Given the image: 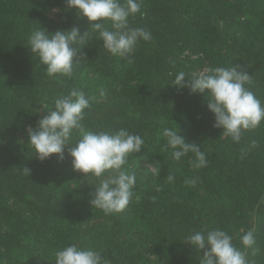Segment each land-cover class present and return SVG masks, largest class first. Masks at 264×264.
<instances>
[{
  "label": "trees",
  "instance_id": "16d2710c",
  "mask_svg": "<svg viewBox=\"0 0 264 264\" xmlns=\"http://www.w3.org/2000/svg\"><path fill=\"white\" fill-rule=\"evenodd\" d=\"M89 24L65 0H0V264H53L55 251L70 243L100 250L110 264H199L204 250L186 237L215 227L250 262L264 264V121L234 143L213 127L203 96L172 86L181 71L191 79L205 67L238 65L264 104V0H142L129 24L153 39L137 45L132 63L94 37L73 46L78 63L71 77L47 76L30 51L31 31L83 32ZM74 88L94 98L84 110L88 130L125 128L144 139L128 159L136 186L119 213L91 206L104 177L74 171L70 145L62 160L53 154L44 161L27 146L26 129ZM177 126L206 154L207 167L193 168L191 153L175 161L171 149L163 150L162 130ZM77 138L73 132L71 143ZM186 179L197 183L188 186ZM249 229L255 244L244 249L240 237Z\"/></svg>",
  "mask_w": 264,
  "mask_h": 264
},
{
  "label": "clouds",
  "instance_id": "9594fccd",
  "mask_svg": "<svg viewBox=\"0 0 264 264\" xmlns=\"http://www.w3.org/2000/svg\"><path fill=\"white\" fill-rule=\"evenodd\" d=\"M67 8L74 9L79 18H85L89 28L81 32L77 27L49 33L46 29L35 28L28 37L30 51L39 58L49 77H71L74 71V58L77 48L98 37L102 47L112 56L126 58L132 63V54L141 42L153 39L149 30L131 27L129 18L141 12L142 0H65ZM56 12V9L52 10ZM98 21V22H97ZM95 22V23H92ZM110 23L111 27L106 24ZM252 84V76L240 70L239 66L205 67L200 74L191 79L181 71L175 75L172 86L187 88L190 94L203 96L208 110L214 116V128L222 129L225 137L239 143L242 133L259 127L264 121V104L246 85ZM106 91L101 88L99 96L104 98ZM93 97L85 92L72 89L67 95L56 98L54 109L46 112L33 127L26 129L28 145L40 161L55 154L63 159L64 149L68 148L72 168L84 176L101 178L91 195L90 204L105 215L123 211L130 203L136 186V174L127 167L129 157L144 148V139L125 128L114 132L88 130L83 124L84 110L90 107ZM78 136L71 143L72 134ZM166 139L163 150L171 149L172 159L180 161L189 153L195 169L208 165L206 154L200 146L189 143L177 127L162 130ZM255 147V142L252 144ZM29 176L30 170L23 169ZM107 175L105 176V174ZM160 168L154 169L159 175ZM172 181L174 176L169 174ZM184 183L195 186L196 179H186ZM159 191V186L156 187ZM254 229H249L240 237L244 249L255 244ZM187 243L203 255L199 264H253L246 252L236 247L233 237L225 230L215 227L206 231H194L186 237ZM53 264H110L100 250L70 243L54 253Z\"/></svg>",
  "mask_w": 264,
  "mask_h": 264
}]
</instances>
